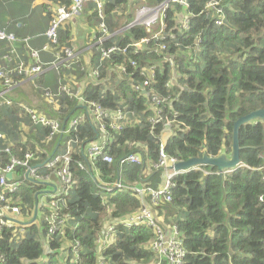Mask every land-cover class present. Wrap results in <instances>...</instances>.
<instances>
[{"label": "trees", "instance_id": "1", "mask_svg": "<svg viewBox=\"0 0 264 264\" xmlns=\"http://www.w3.org/2000/svg\"><path fill=\"white\" fill-rule=\"evenodd\" d=\"M188 1L186 10L192 14L190 29L183 37L177 30L174 32L180 40L179 46H191L183 50L169 45L170 53L175 55L177 82L170 89L164 86L169 74L163 65L159 67L162 71L156 70L149 87L161 95L171 96L172 109L166 107L165 110L173 112L165 113L169 118L175 115L176 121L183 122L186 127L173 133L164 146L169 155L182 161L201 157L204 153L228 155L234 121L254 110L264 109V0H220L225 18L221 25H216L211 13L205 10L207 0ZM100 2L102 17L96 2L85 3L78 15L90 24L87 41L98 32L101 22L111 34L101 47L113 44L124 47L150 35V31L142 26L125 28L133 18V3L138 1ZM68 4L69 0H60L57 5ZM165 22L169 28L173 22L171 10L167 11ZM0 29L6 30L1 26ZM11 30L6 31L14 32ZM196 39L198 49L193 48ZM157 43L153 40L150 46ZM89 45L85 44L83 49ZM17 47L18 51L25 52L24 43H18ZM61 47L72 48L71 27L64 25L59 29L57 48ZM219 50L229 52L218 53ZM93 51L96 50L93 48ZM6 52L7 44L0 42V61ZM98 55L99 52L91 61V68L99 72L97 79L90 78L89 71H79L78 65L74 66L76 72L71 71L72 75L76 74L77 81L90 78L83 87L82 96L86 101L98 102L109 109L122 101L123 111H135L141 117V122L127 124L118 133L108 130L106 148L114 159L112 163L100 160L95 164L96 171L85 163L83 149L102 135L88 114L67 134H58L48 141L49 129L34 125L23 114L20 102L13 96L15 89L8 95L12 103L0 107V133L5 136L0 147L12 144V155L23 157L26 151L40 148L39 157L33 164L40 163L52 153L62 152L64 141H77L72 145L70 162L73 195L63 196L60 202L61 215L69 217L66 226L48 235L45 223L31 225L23 239L13 237L11 229L2 227L0 251L5 257L2 264H57V261L60 264H140L153 258L144 247L152 235L147 227L117 226V240L102 251L97 246V239L109 220L124 217L141 206V200L130 187L149 185L156 188L161 181V171L153 164L158 157L162 126L161 123L154 126L148 121L152 114L147 109L148 95L132 89L129 72L118 76L109 73L111 67L127 64L133 58L146 65L158 60V55L147 47L138 54L128 48L124 54L112 53L110 60L101 67L97 66ZM54 71L51 68L40 75L38 85L55 89L61 75ZM132 77L143 79L138 71ZM103 79L108 81L104 83ZM58 103L59 111H52L40 101L35 107L47 116L57 118L65 128L75 114L85 110L77 100L67 96H61ZM22 123L29 127L30 133L22 132ZM23 136H26L25 140ZM239 144L243 167L222 177L210 166L180 174L173 179L171 202L157 208L159 215L164 213L162 222L174 223L182 236L183 264H264V181L261 171L264 168V121L243 125L239 131ZM135 152L142 154L140 163L119 162ZM10 154L2 152L0 157L5 162ZM77 162L84 165L83 169ZM203 170L210 173L204 174ZM21 171L18 169L19 173ZM118 179L121 188L104 189ZM42 189V185L22 184L17 195L20 205L33 207L35 197L40 196ZM146 202H149L148 198ZM76 243L78 258L71 261Z\"/></svg>", "mask_w": 264, "mask_h": 264}, {"label": "built area", "instance_id": "2", "mask_svg": "<svg viewBox=\"0 0 264 264\" xmlns=\"http://www.w3.org/2000/svg\"><path fill=\"white\" fill-rule=\"evenodd\" d=\"M134 1V0H133ZM134 4V14L131 21L125 28H132L142 26L147 28L159 26L158 30H149L150 35L141 38L138 41H132L124 47H119L115 44L104 47L100 46L107 40L109 34L104 22H101L98 32H94L93 43L96 44V51L93 53L89 50V54H84L82 51L74 50L69 47L57 48L58 45V31L69 20L78 16L83 9L85 3L96 2L98 5L99 16L102 17L100 0H69L68 5H57L51 14L49 26L45 31L46 42L40 49H35L29 46L26 39H19V36L14 32L0 29V42L7 44V52L3 55L0 61V107L3 104L10 105L12 102L8 98L10 92L24 80L31 81L33 89L38 91L42 102L48 105L52 111H59V99L61 96H67L70 99L77 100L78 104L85 109L75 114L69 121L68 127L61 126L57 118H52L38 111L29 105H19L23 114L27 116L34 125L44 126L49 129L46 140L51 141L58 134H67L70 129L77 127L78 123L83 121L86 114L97 125V129L102 135L98 140L88 143L83 149V156L85 163L95 170V164L98 161H103L108 164L113 162V157L107 152V143L109 139L108 130L113 133L121 131L125 125L141 122V117L135 111H123L122 101L114 109L104 107L102 104L94 101H86L82 96L83 87L87 84L90 78L97 79L99 72L97 69L91 68V61L99 52V64H102L109 59L112 53L124 54L128 48H132L134 54H138L140 50H145L147 47L151 52L158 55V60L146 65H141L136 58L131 59L127 64L116 65L109 69L110 74L116 73L122 75L129 72L131 80V87L135 92H141L148 95L147 109L152 114L148 116V121L154 126L161 123L160 139L157 161L153 164L156 170L161 171V183L154 188L149 185L132 186L130 190L141 200V206L134 212L127 214L121 218H114L108 221L107 225L101 231L97 239V246L100 251L105 249L109 244L117 240V226L122 228H131L137 226H144L151 230V239L144 245L152 254L153 258L147 263L140 264H183L185 257V249L182 243V236L174 223H163V217L158 218L157 208L162 203H169L172 200L171 188L174 187V177L188 172L193 168L175 169L174 165L179 162L175 156L169 155L165 151V143L168 138L177 131L186 129L183 122L176 121L175 115L169 118L165 112L172 113L173 111H166L168 107L172 109L170 102L172 100L169 94L161 95L149 88L155 76L156 70L162 71L159 67L165 65L169 78L165 81V87L170 89L179 77L175 55L169 51V45L173 44L174 48L182 47L180 40L176 37L174 30H177L180 37L185 36L190 29L191 13L187 12L189 7L188 0H136ZM205 10L210 12L214 18L216 25L223 23L224 13L220 0H207ZM171 10L173 13V22L168 28L165 19L167 11ZM101 32L103 35L98 36ZM197 35L196 37H198ZM156 40L158 43L151 47L150 43ZM21 41L24 43L27 60H23L19 56L17 43ZM191 45L184 46L183 50L189 49ZM194 49L199 48L198 39L195 40ZM169 51V52H168ZM40 52H51L53 59L51 62H42ZM229 50H219L218 53L228 54ZM78 65L79 71H89L90 78H84L81 81L76 80V74L72 75L71 71L74 66ZM129 67L131 70L129 71ZM53 68L57 70L61 77L58 79L55 89L49 87H42L38 85L37 79L44 74L48 69ZM68 71V72H67ZM138 71L139 75L143 76L142 80H134L133 75ZM76 72V71H75ZM68 73V74H67ZM104 83L108 79L102 80ZM105 88V87H104ZM117 95V93H113ZM23 124V123H22ZM21 124V129H22ZM3 133H0V141L4 139ZM77 143L72 139H68L62 143V152L52 155L43 162L33 164V161L39 157L40 148L26 151L23 157H18L11 153L12 144L3 145L0 147V153H7L9 159L3 161L0 157V229L6 227L11 229L13 237L23 239L26 229L31 226H40L43 223L47 226V234L51 235L63 229L68 221V216L61 215V204L63 196H68L69 189L74 185L72 177L70 162L72 145ZM142 160L141 152H135L119 160L120 163H140ZM80 169L84 165L77 162ZM18 169L22 171L19 173ZM46 170L45 173L42 172ZM194 170H198L195 168ZM96 171V170H95ZM262 171V180L264 181V168ZM7 173L11 177L6 176ZM204 174H209L203 171ZM97 174V173H96ZM53 177H56L59 183V188L55 186ZM24 183H31L32 185H42L43 189L40 193L41 199H37V214L34 216V207L20 205V198L18 192L20 186ZM45 187L53 189L52 192L45 190ZM114 188H121L120 180H116L110 185H106L104 189L111 191ZM45 190V191H43ZM149 202H146V199ZM35 199V201H36ZM104 200H106L104 198ZM1 236V235H0ZM78 243L73 246L74 256L71 261L78 258L77 255ZM67 255V254H66ZM5 261L3 253L0 251V264ZM153 262V263H151Z\"/></svg>", "mask_w": 264, "mask_h": 264}, {"label": "crops", "instance_id": "3", "mask_svg": "<svg viewBox=\"0 0 264 264\" xmlns=\"http://www.w3.org/2000/svg\"><path fill=\"white\" fill-rule=\"evenodd\" d=\"M59 1L60 0H0V26L5 27L6 30L12 28L11 31L16 32L19 35V39H26L29 46L35 49H40L45 41H47L45 38V31L49 26L53 9L57 6ZM81 18L82 16H75L65 24L66 27H71L72 48L78 51H83L85 44L89 45L93 41V35L87 41L86 36L89 33L88 27L90 24L82 21ZM20 42L21 41L18 43ZM20 47L22 46L20 45L19 48ZM77 47L79 48L77 49ZM18 53L20 58L25 61L27 60L26 51L24 53L19 51ZM40 57L42 62L45 63L51 62L53 59L51 52H40ZM27 87L32 90L33 86L31 81H21L14 88L15 90L13 89V96L18 102H20L19 105H29L37 109L35 107L36 103H38V101L42 102L43 99H41L38 91L34 89L31 93H27L25 90ZM24 97H27L30 100V104H26L22 101ZM22 132L30 133L29 127L22 124ZM23 137L26 139V136ZM53 181L58 189L59 183L56 179H53ZM45 190L49 192L53 191V189L48 187H45ZM163 215L164 213L160 216L163 217Z\"/></svg>", "mask_w": 264, "mask_h": 264}, {"label": "water", "instance_id": "4", "mask_svg": "<svg viewBox=\"0 0 264 264\" xmlns=\"http://www.w3.org/2000/svg\"><path fill=\"white\" fill-rule=\"evenodd\" d=\"M256 121H264V109L254 110L234 121L233 131H232V144L230 153L227 155L225 153H221L217 156H209L207 154H203L201 157H193L188 160L179 161L174 165L175 169H188L196 166H210L212 168L217 169V174L219 177H222L225 174L232 173L234 170L242 167L244 164L240 159V144H239V131L243 125L256 122ZM6 176L8 178L11 177L10 173H7ZM56 179V177H53ZM37 198V195L36 197ZM37 214V199L35 201L34 207V216L33 219L36 218Z\"/></svg>", "mask_w": 264, "mask_h": 264}, {"label": "rangeland", "instance_id": "5", "mask_svg": "<svg viewBox=\"0 0 264 264\" xmlns=\"http://www.w3.org/2000/svg\"><path fill=\"white\" fill-rule=\"evenodd\" d=\"M138 5H140V4H137V6ZM130 11H132V10H130ZM133 12V14H134V10L132 11ZM158 27L159 26H153V27H150V28H147L148 30H151V31H153V30H158ZM92 43H93V41H92ZM92 43H90V45L88 46V47H86L85 49H83V51L82 52H84V54H89L88 53V51L89 50H92L93 51V48L96 50V47H97V45L95 44H92ZM93 53H95L94 51H93ZM54 74L55 73H57V75H58V72L55 70L54 72H53ZM25 90H26V92L27 93H31V91L33 90V88H32V90L29 88V87H27V88H25ZM22 101L23 102H25L26 104H30V100L27 98V97H24L23 99H22ZM27 134V133H26ZM23 140L25 139L24 137L22 138ZM43 191H45V190H43ZM68 195H69V197H71L72 195H73V190H71V189H69V191H68ZM42 198V196H40L39 197V199H41ZM158 218L159 219H161L162 218V216H160V215H158ZM151 263H153V262H151ZM57 264H60L58 261H57Z\"/></svg>", "mask_w": 264, "mask_h": 264}, {"label": "clouds", "instance_id": "6", "mask_svg": "<svg viewBox=\"0 0 264 264\" xmlns=\"http://www.w3.org/2000/svg\"><path fill=\"white\" fill-rule=\"evenodd\" d=\"M52 69H53V68H52ZM61 135H62V134H61ZM204 154H206V153H204ZM220 154H221V153H220ZM180 161H182V160H180ZM243 166H244V165H243ZM243 166H242V167H243ZM201 167H202V166H196V167H194V169H195V168H198L199 170H202ZM203 171L210 173L209 171H206V170H203Z\"/></svg>", "mask_w": 264, "mask_h": 264}]
</instances>
